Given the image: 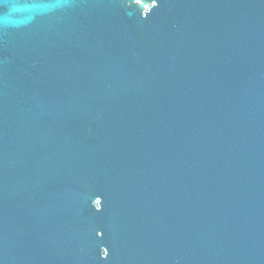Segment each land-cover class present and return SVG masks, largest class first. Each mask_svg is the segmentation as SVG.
Segmentation results:
<instances>
[{"label": "water", "instance_id": "95a60500", "mask_svg": "<svg viewBox=\"0 0 264 264\" xmlns=\"http://www.w3.org/2000/svg\"><path fill=\"white\" fill-rule=\"evenodd\" d=\"M0 264H264V0H0Z\"/></svg>", "mask_w": 264, "mask_h": 264}]
</instances>
